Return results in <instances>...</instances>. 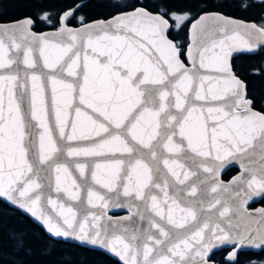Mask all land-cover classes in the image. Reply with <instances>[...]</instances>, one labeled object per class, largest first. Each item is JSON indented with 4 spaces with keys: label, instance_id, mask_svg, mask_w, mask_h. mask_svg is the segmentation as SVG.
I'll use <instances>...</instances> for the list:
<instances>
[{
    "label": "snow or ice",
    "instance_id": "obj_1",
    "mask_svg": "<svg viewBox=\"0 0 264 264\" xmlns=\"http://www.w3.org/2000/svg\"><path fill=\"white\" fill-rule=\"evenodd\" d=\"M88 2L0 19V233L14 218L9 239L30 253L27 216L62 264H83L69 243L121 264H221L226 247L223 264H239V250H264V208H246L264 195V14L203 12L185 49L170 33L192 14L173 0H104L112 12L93 20L76 15ZM252 2L264 4L237 6Z\"/></svg>",
    "mask_w": 264,
    "mask_h": 264
},
{
    "label": "trees",
    "instance_id": "obj_2",
    "mask_svg": "<svg viewBox=\"0 0 264 264\" xmlns=\"http://www.w3.org/2000/svg\"><path fill=\"white\" fill-rule=\"evenodd\" d=\"M77 1L79 2V0H0V19H3L4 21L13 20L44 9H48L47 7L51 5L64 7L69 6L70 4H73ZM234 3L238 5L239 1L173 0L172 7L181 6L184 11H191L192 18L202 11L210 10L220 11L224 14L237 17V14L232 7ZM97 4H95L93 0H89L87 6L81 8L79 11L85 14L88 19L99 17L106 18L107 14L112 12V9L105 7L104 0H99ZM84 10H86V13H84ZM243 14L245 16L246 13ZM188 22L189 20L180 30L172 28L170 33V38L184 42V46L187 42L186 35ZM259 58V56H237L236 60L239 64H241L242 67H246V61ZM256 108L259 110H264L261 108V101L259 99H257ZM235 172V168H229L224 172L222 178L227 179ZM258 203L264 206V197L261 198ZM0 207L10 211L6 204H0ZM20 219H23L25 224L34 229L35 232L39 234V238H36L35 236H31L29 238L28 246L31 249L30 253L21 251L15 246L14 242L9 239L10 230L13 228L19 230L21 225L17 224L14 218L10 220L9 217H4V228L3 232L0 233V264H62V254L59 251H54L51 254H47L44 251V242L47 241L49 237L43 232V230L34 224L27 216H22ZM59 247L60 246L58 245V248ZM64 247L75 249V253L78 255V258L83 261V264H119L116 260L95 249L77 246V244L74 243H69L64 245ZM223 251L224 250L216 251L213 256V259H220L221 264H223ZM249 260H264V250L259 252H238L239 264H246V262Z\"/></svg>",
    "mask_w": 264,
    "mask_h": 264
},
{
    "label": "water",
    "instance_id": "obj_3",
    "mask_svg": "<svg viewBox=\"0 0 264 264\" xmlns=\"http://www.w3.org/2000/svg\"><path fill=\"white\" fill-rule=\"evenodd\" d=\"M80 2H82V0L79 1V2H77V3H80ZM75 4H76V3H75ZM75 4H74V5H75ZM74 5H73V6H74ZM203 12H216V10L202 11V12L198 13L196 16H194L192 19H190L189 22H188V26H187V39H188V30H189L191 24L193 23V21H194L195 19H197V18L199 17V15H202ZM218 12H220V11H218ZM221 13H222V12H221ZM222 14H224V13H222ZM224 15H226V16H230V15H227V14H224ZM230 17H233V16H230ZM20 18H21V17H20ZM106 18H107V17H106ZM233 18L238 19V20H244V19H240V18H237V17H233ZM17 19H19V18H17ZM97 19H101V18H97ZM13 20H14V19H13ZM92 20H93V19H92ZM244 21H246V22H253V21H248V20H244ZM52 30H53V29L44 30V31H37V32H47V31H52ZM184 47H185V49L187 48V42H186V44H185ZM186 63H187V62H186ZM187 66L190 67V64H188ZM257 110H259V109H257ZM229 168H235V169H236V172H235L234 174H232L230 177H228L227 179L222 178V175L224 174V172L227 171ZM240 171H241V169H240V167H239V164H233V165H231V166H228L225 170H223V171L221 172L220 179H221V181H222L223 183L226 184V183H228L229 181H231L232 177L237 176V175L240 173ZM76 175H78V173H76ZM228 195H229L228 193H222V196H223L224 198H227ZM263 197H264V195H261V196L254 197L252 200H250V201L248 202V204L246 205L247 211H248L249 213H253V214H255L256 211H257L258 209H260V208H264L263 205H261V204L258 203L259 200H260L261 198H263ZM108 215L111 216L113 219H117V218H119V217H123V216L128 215V211H127L126 209H110L109 212H108ZM74 244H76V243H74ZM83 247L90 248V249H94V248H92L91 246H83ZM223 249H227V252H228V251L231 250V247H226V248H223ZM95 250H97V249H95ZM220 250H222V249H220ZM261 250H262V249H256V248H252V247H246V248H243V249L239 250V252H242V251H243V252H244V251L259 252V251H261ZM98 251H100V250H98ZM217 251H219V250H217ZM101 252H103V251H101ZM215 252H216V251H215ZM227 252H226V254H227ZM103 253H104V252H103ZM104 254H106V253H104ZM226 254H225V255H226ZM106 255L109 256V257H111L112 259L116 260L119 264H121V262L118 260V258L112 257V256H110V255H108V254H106Z\"/></svg>",
    "mask_w": 264,
    "mask_h": 264
},
{
    "label": "flooded vegetation",
    "instance_id": "obj_4",
    "mask_svg": "<svg viewBox=\"0 0 264 264\" xmlns=\"http://www.w3.org/2000/svg\"><path fill=\"white\" fill-rule=\"evenodd\" d=\"M238 1L240 2V0H238ZM77 2H74L73 4H70L69 6H64V7H58L56 5H51V6H48L47 7L48 9H44V10H41L39 12H42V11H52V12H55L56 10L66 9V8L72 7ZM93 2H95V4H97V2H99V1L98 0H93ZM232 7H233V9L235 10V12L237 14V18L244 19V20H248V21H253V22H257V23H259V19H258L259 16L262 15V14H264V4H261L259 2H252L251 3V6L249 8H247L246 10L240 8L235 3H234V5H232ZM240 11H245V12H240ZM81 13L82 12L78 11L76 13V15L79 16ZM84 13H86V10H84ZM243 13H246L249 16H247L246 14L244 16ZM51 18L53 19V22L55 23L57 17L53 16ZM92 19H97V18H92ZM92 19H89V20H92ZM70 24L72 26H75V21H71ZM49 29H53V28L50 27L49 25H47L46 23L38 22L37 27L34 30L35 31H44V30H49ZM222 250H224L222 252L223 253L222 254V257H223L226 254L227 249H222Z\"/></svg>",
    "mask_w": 264,
    "mask_h": 264
},
{
    "label": "rangeland",
    "instance_id": "obj_5",
    "mask_svg": "<svg viewBox=\"0 0 264 264\" xmlns=\"http://www.w3.org/2000/svg\"><path fill=\"white\" fill-rule=\"evenodd\" d=\"M99 1V0H98ZM174 23V22H173ZM173 28H175L174 26H173ZM176 29V28H175ZM186 37H187V35H186Z\"/></svg>",
    "mask_w": 264,
    "mask_h": 264
}]
</instances>
